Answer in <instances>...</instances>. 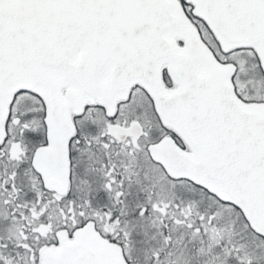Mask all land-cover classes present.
Returning <instances> with one entry per match:
<instances>
[{
  "label": "snow or ice",
  "instance_id": "snow-or-ice-1",
  "mask_svg": "<svg viewBox=\"0 0 264 264\" xmlns=\"http://www.w3.org/2000/svg\"><path fill=\"white\" fill-rule=\"evenodd\" d=\"M0 264H264V0H0Z\"/></svg>",
  "mask_w": 264,
  "mask_h": 264
}]
</instances>
